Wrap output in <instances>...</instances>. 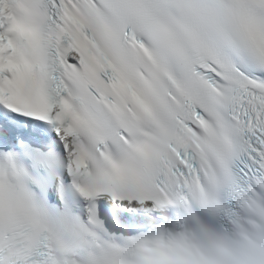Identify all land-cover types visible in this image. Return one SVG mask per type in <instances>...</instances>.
I'll list each match as a JSON object with an SVG mask.
<instances>
[{
    "label": "snow or ice",
    "instance_id": "obj_1",
    "mask_svg": "<svg viewBox=\"0 0 264 264\" xmlns=\"http://www.w3.org/2000/svg\"><path fill=\"white\" fill-rule=\"evenodd\" d=\"M0 264H264V0H0Z\"/></svg>",
    "mask_w": 264,
    "mask_h": 264
}]
</instances>
